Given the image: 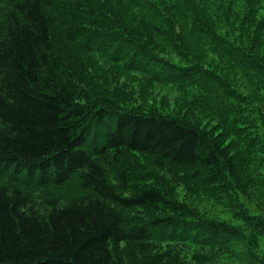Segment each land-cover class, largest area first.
<instances>
[{"label":"trees","instance_id":"trees-1","mask_svg":"<svg viewBox=\"0 0 264 264\" xmlns=\"http://www.w3.org/2000/svg\"><path fill=\"white\" fill-rule=\"evenodd\" d=\"M156 1L0 0V264H240L193 200L263 237L264 111L167 23L264 99V0Z\"/></svg>","mask_w":264,"mask_h":264},{"label":"rangeland","instance_id":"rangeland-1","mask_svg":"<svg viewBox=\"0 0 264 264\" xmlns=\"http://www.w3.org/2000/svg\"><path fill=\"white\" fill-rule=\"evenodd\" d=\"M167 0H163L165 2L164 4V10L167 12H173L172 8L168 7L174 2H166ZM155 2H157L155 0ZM167 4V5H166ZM247 3H238L236 2L234 7V13L230 17V21L233 22L234 25L236 26H242L243 22H248L249 23V17H248V10L249 6H247ZM204 4L199 3L198 0L195 2L194 7L202 11V7ZM213 20V19H211ZM214 22V21H213ZM169 28L171 32L175 31V33L179 34L182 33L183 38L185 39L186 45L185 47L189 50L190 55H194L195 57L199 58V60L204 63L206 66L209 67V69H219V73H221V80H225L226 82L230 83L234 87H237L238 89H241L243 93H246L249 96V99L252 101L254 100L257 104V106L264 111V99H261L260 97L257 96V91L256 87L258 85L256 82H250L246 80L243 76H240L229 64L230 59L227 58L226 56L220 57L219 61H214L212 57H209V55L201 48H199V39L201 36L198 37V39L194 42L190 41V35L189 31L191 28L188 25H185L184 21L180 19H176V17H172L170 19V22H168ZM215 25V24H214ZM216 28H219L218 25L215 26ZM218 31V30H217ZM219 32V31H218ZM221 36H225L228 38V33L226 32H219ZM227 49V47H225ZM195 89V88H194ZM191 94V91L189 92ZM191 99L189 97H186V100L184 102V105L190 106ZM182 103L178 104V108L184 106ZM183 108V107H182ZM157 109V108H156ZM159 113H162L164 115H170L174 116V112L170 111L168 108L164 109H157ZM204 114V113H203ZM207 118V115L204 114L203 118ZM209 120V119H208ZM249 132L252 133V135H257V133H254L251 130H248ZM251 135V136H252ZM193 207L199 208L201 211H208L209 214L208 216L204 217V220L212 222L213 219H217L218 222H224L227 224V226L230 227V229L235 230L236 232H243L245 235L242 239L235 240L236 237L232 238H226L225 241L219 244L220 248L228 252L229 255H231L233 258L236 259L237 262L240 264H248L243 258L239 257V247L248 249L251 253V256L253 258V263L251 264H264V235L263 237L258 236L256 234H251L248 231V227L250 228L251 225H249L246 220L241 219V220H236L235 218H232L231 215H228L227 213H219L216 209L214 210L213 208L210 209V205L207 207L205 206L204 203L201 201H196L194 202L193 200ZM245 210L248 212L249 209L252 210L253 207L245 206ZM261 211V207H256L254 208V211L252 213V218H256L257 215L256 213ZM252 212V211H251ZM219 214V215H218ZM218 215V216H215ZM211 216V217H210ZM213 216H215L213 219H211ZM256 216V217H255ZM247 225L248 227H244V225ZM246 249V250H247Z\"/></svg>","mask_w":264,"mask_h":264}]
</instances>
